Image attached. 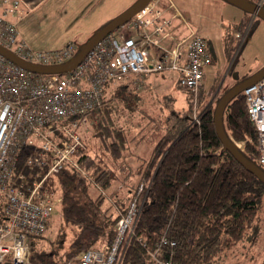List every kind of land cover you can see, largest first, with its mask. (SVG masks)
Wrapping results in <instances>:
<instances>
[{"label":"built area","instance_id":"obj_1","mask_svg":"<svg viewBox=\"0 0 264 264\" xmlns=\"http://www.w3.org/2000/svg\"><path fill=\"white\" fill-rule=\"evenodd\" d=\"M162 1L150 0L64 73L33 72L0 54V264H33L29 238L45 232L56 202L50 181L67 164L80 169L73 155L88 147L80 128L86 126L88 112L102 102L107 84L124 81L132 74L133 82L140 86L149 74L173 71L196 112L203 68L210 63L211 55L204 39L191 27L174 46L164 45L171 19L180 14L175 10L172 17L163 16ZM248 1L264 8V0ZM20 3L0 0V45L34 64L53 65L70 59L78 48L74 41L40 50L19 36L11 16L21 15ZM248 30L243 37L237 31L235 36L243 42ZM241 94L256 131L258 163L264 167V76L242 89ZM198 115L194 114L191 122L198 123ZM144 186L142 181L137 184L125 212L115 223L110 245L81 252L75 264H120L141 210ZM174 244V240L162 236L150 251L154 263L172 264L160 256V247Z\"/></svg>","mask_w":264,"mask_h":264},{"label":"trees","instance_id":"obj_2","mask_svg":"<svg viewBox=\"0 0 264 264\" xmlns=\"http://www.w3.org/2000/svg\"><path fill=\"white\" fill-rule=\"evenodd\" d=\"M252 26L251 23L249 31ZM133 80L134 75L130 74L124 81L107 84L100 105L86 115L87 124L103 111L109 94L120 85L137 90ZM125 94V90L117 92L122 100L128 99ZM103 120L100 119L97 134L92 137L98 141L96 149L92 146L95 151L90 146L95 142L85 136L86 127L80 128L81 138L88 145L86 151L73 155L80 169L67 164L59 176L50 181L60 200V218L72 229L70 250L66 255L69 258L77 255L74 264L81 252L112 242L115 223L125 212L136 183L131 181L134 184L129 183L132 187L124 194H112L107 207L111 211L115 209L116 213L106 216L101 209L102 203L107 201L105 191L112 180L118 179L116 168L127 169L122 162L128 156L129 144L147 140L142 135L137 136L139 131L126 140V128L113 130L111 124ZM181 121L179 131L162 135L149 156H138L141 162L138 183L146 179L147 188L120 264H155L150 251L157 247L162 236L175 241L172 246L160 247V256L172 264H212L231 245L243 239L253 240L258 235L264 184L223 148L215 131L212 109L204 108L198 123L187 118ZM223 126L230 138L244 142L239 148L243 155L264 170L258 163L256 131L241 93L225 106ZM90 188L97 191L95 198H91ZM100 214L103 218L98 220ZM43 236L44 233L29 238L30 260L33 264H55L54 253L33 248ZM102 237L105 238L98 243Z\"/></svg>","mask_w":264,"mask_h":264},{"label":"rangeland","instance_id":"obj_3","mask_svg":"<svg viewBox=\"0 0 264 264\" xmlns=\"http://www.w3.org/2000/svg\"><path fill=\"white\" fill-rule=\"evenodd\" d=\"M170 1L182 13V16L174 18L172 30L175 26L179 25L181 26L182 32L183 29L188 31V27L193 28L204 39L214 56V63L204 69V90L202 87L198 90L197 110L194 109L196 112L193 111L194 104L192 106L190 103V97L187 93L176 84L173 87L172 82L169 84H156V86L153 84V86L151 84L149 86L147 84L148 87L144 85L146 82L140 86L135 84L137 90L120 85L119 88L109 94V102L104 106L103 111L97 117L92 118L91 121L89 120L88 124L84 126L86 127L84 132L86 133L85 136L88 137L87 139L95 142L91 144L88 140L91 150L95 151L98 144V141L92 137L97 134L100 119H104L106 122L108 121L113 130L124 131V128H126V140L139 131L137 136L142 135L147 140L149 139V141L153 140L150 143L154 144L162 135L171 131L172 133L179 131L183 118H187L191 122L193 115H200L204 108L209 107L213 111L215 102L219 96L227 88L232 86L237 79L250 75L264 66V21L262 19L251 15L249 12L242 10L226 0ZM37 10L35 9L34 15L39 14V10L38 14ZM59 23L54 20L51 28H46L41 16H38V20L34 23V30L44 44L52 45L60 42L64 37L62 36L64 22L62 23V28ZM249 23H252L253 26L250 31L248 30L249 32H247L242 42V38L235 36V32H240L243 37L249 27ZM84 25L86 26L87 23ZM97 27L99 26H95L88 36ZM73 39L77 43L79 42L77 40L79 38L76 37ZM80 44L78 43V45ZM235 74L237 75L236 77ZM169 78H172V76L167 75L166 79L168 80ZM121 90H125V95L128 97L127 100H122L117 96V92ZM231 139L240 143L239 148L242 147L243 141ZM147 140L143 141V143H147ZM92 146L95 149H92ZM119 170L122 169L116 168V174ZM117 176L119 177V175ZM141 181L147 188L146 179L142 178L139 182ZM125 182L112 180L108 190L105 191V199L107 201L101 205V209L104 210L102 212L105 216L107 214L110 215V212L114 213L116 211L115 209L111 211L107 207L112 194L115 192L120 193L123 186L125 187L129 183H133L131 181ZM134 182L137 186L138 179ZM89 193L92 198L97 194V191L94 188H90ZM59 208L60 200L56 196V202L48 228L44 232V236L34 243L33 248L37 251L54 253L53 260L55 264H74L77 255L71 258L66 255L70 250L72 229L70 225L63 222L62 217L60 218ZM102 218L103 216L101 214L98 215V220ZM257 224L259 226V232L253 240L243 239L231 245L212 264H261L264 258V202L258 213ZM104 238L102 237L98 243L102 242Z\"/></svg>","mask_w":264,"mask_h":264},{"label":"crops","instance_id":"obj_4","mask_svg":"<svg viewBox=\"0 0 264 264\" xmlns=\"http://www.w3.org/2000/svg\"><path fill=\"white\" fill-rule=\"evenodd\" d=\"M135 1L136 0H21V15H13L11 16V19L16 22L19 36L30 47L40 50L56 49L62 47L69 41H74L73 38L76 37L79 38L77 39L79 41L78 43H81V41H83L88 34H90L91 30L95 26L98 25L100 27L105 21L114 18L131 6ZM162 6L164 9L163 16L170 18L169 16L172 17L175 10H177L180 16H182V13L174 6V4V8L169 6L168 0H163ZM35 9L39 10V14L37 10L38 15H34ZM38 16H41L42 22H44L46 28H51L54 20L56 22H60V27L64 22V32L62 30V36L64 37L60 42H56L52 45H46L41 41L39 35L34 30V23L38 20ZM177 16H173L171 19V23L167 27L168 36L162 40L164 45L167 47L174 46V44L188 32L183 29V32H186L183 33L180 25L175 26L172 30V25L174 24L173 20ZM66 17L68 18L65 19ZM85 23H87L86 26L84 25ZM74 42L78 44L76 41ZM208 50L211 55V61L209 64L204 66L203 71L208 65L214 63L212 51L209 48ZM167 75H171L172 78L167 80ZM177 76L178 74L173 71L156 72L149 74L145 78V82L149 86L150 84L156 86V84H169L172 82V86L174 87V84L177 85ZM203 80L204 74L201 85L204 90ZM147 141V143L144 142L145 144L143 142L138 144H129L128 156H126L122 162V165H125V167L127 166V169L124 170L122 169V166H120V169L122 170L118 171L117 175H119V177L117 180L126 183L125 181H136V179H138V168L141 164L138 156L142 158L149 156L156 143L155 141L154 144H151L150 142L153 140ZM128 188H130L128 184L127 186L125 185V187L123 186V189L120 190V194L126 193ZM128 193H130V191H128Z\"/></svg>","mask_w":264,"mask_h":264},{"label":"water","instance_id":"obj_5","mask_svg":"<svg viewBox=\"0 0 264 264\" xmlns=\"http://www.w3.org/2000/svg\"><path fill=\"white\" fill-rule=\"evenodd\" d=\"M150 0H136L131 6L125 9L123 12L115 16L114 18L108 20L100 27H98L91 36L84 42L81 43L75 54L68 60L62 63L53 64V65H40L27 62L22 60L18 56H16L12 51L0 45V54L16 63L17 65L26 68L33 72L38 73H64L72 68H74L84 57V55L92 48V46L105 37L107 34L111 33L113 30L119 28L127 21L131 19V17L144 5H146ZM229 3L236 5L242 10L249 12L253 16H257L258 18L264 21V8L258 6L248 0H226ZM237 75L235 74V77ZM264 76V66L255 71L254 73L244 77L239 78L236 82L227 88L217 99L215 102V106L213 109V122L215 131L217 133L218 138L220 139L223 148L227 150L233 158L242 165L245 169L250 171L253 175H255L263 184H264V170L260 168L257 164L249 160L243 153L239 150V147L236 143L227 135L223 126V113L224 108L227 103L233 99L235 96L239 95L246 86L249 84L259 80ZM264 264V260L262 262Z\"/></svg>","mask_w":264,"mask_h":264}]
</instances>
